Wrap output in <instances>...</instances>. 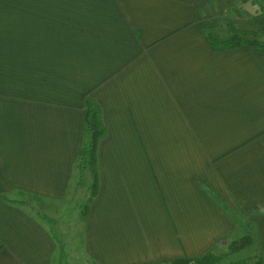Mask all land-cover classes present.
I'll return each mask as SVG.
<instances>
[{
  "label": "crops",
  "instance_id": "obj_1",
  "mask_svg": "<svg viewBox=\"0 0 264 264\" xmlns=\"http://www.w3.org/2000/svg\"><path fill=\"white\" fill-rule=\"evenodd\" d=\"M260 13L242 0H0V264H58L64 242L40 209L82 180L89 98L106 131L82 219L91 263L173 264L247 234L263 255L264 50L207 36L255 32Z\"/></svg>",
  "mask_w": 264,
  "mask_h": 264
},
{
  "label": "rangeland",
  "instance_id": "obj_2",
  "mask_svg": "<svg viewBox=\"0 0 264 264\" xmlns=\"http://www.w3.org/2000/svg\"><path fill=\"white\" fill-rule=\"evenodd\" d=\"M251 2V1H250ZM84 179L79 182L76 178L67 197L57 205H50L45 211L40 209L42 217L46 218L50 229L56 237L64 242V249L58 256V264H93L84 253L82 245L83 238V216L91 194L93 183V172L85 170ZM51 218V219H50ZM244 232V231H242ZM237 239V238H236ZM242 249L216 253L215 259L209 258L201 264H232L242 260H248L247 264H256L261 256L257 245L251 243ZM174 264V263H173ZM189 264H200L190 262Z\"/></svg>",
  "mask_w": 264,
  "mask_h": 264
},
{
  "label": "trees",
  "instance_id": "obj_3",
  "mask_svg": "<svg viewBox=\"0 0 264 264\" xmlns=\"http://www.w3.org/2000/svg\"><path fill=\"white\" fill-rule=\"evenodd\" d=\"M248 1H255V3H257L260 7L261 13L259 16H264V0H242V2H248ZM229 26H230V34L224 39L223 38L220 39V37H218L216 34L207 31V36L211 40V43L214 45V47L219 49H228V48L237 47L244 43H248L253 45L255 48L264 50V40L259 41L257 39L244 38V36L247 35H251V36H257V35L259 36L261 34L264 35V27H262L261 29H257L256 30L257 32L256 31L250 32L247 30H240L238 28L233 27L232 25ZM86 103H87V118L85 125L86 141L80 152L79 168L81 171L82 179H84L85 170L91 169V171L93 172L92 194L90 197L91 199L96 195L98 191L97 146L100 139L104 136L106 131L102 123L101 109L99 105L90 98L87 99ZM87 204L85 210L87 209ZM252 242H253V237L247 234L244 235L243 237L234 240L231 244L230 249L231 251L234 252L236 250L248 246ZM212 257L213 258L215 257V253L209 251L204 255L197 257L195 259L186 258L184 260L177 261L174 264H189L190 262L201 264V262H204V260H207ZM247 261L248 260H242L232 264H247ZM256 264H264V254L258 258Z\"/></svg>",
  "mask_w": 264,
  "mask_h": 264
}]
</instances>
